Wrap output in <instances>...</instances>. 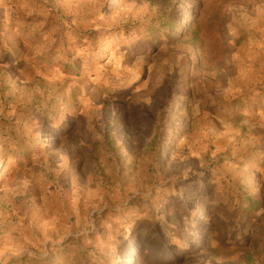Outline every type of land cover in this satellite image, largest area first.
Instances as JSON below:
<instances>
[{
	"label": "rangeland",
	"instance_id": "rangeland-1",
	"mask_svg": "<svg viewBox=\"0 0 264 264\" xmlns=\"http://www.w3.org/2000/svg\"><path fill=\"white\" fill-rule=\"evenodd\" d=\"M0 264H264V0H0Z\"/></svg>",
	"mask_w": 264,
	"mask_h": 264
},
{
	"label": "trees",
	"instance_id": "trees-1",
	"mask_svg": "<svg viewBox=\"0 0 264 264\" xmlns=\"http://www.w3.org/2000/svg\"><path fill=\"white\" fill-rule=\"evenodd\" d=\"M246 202H247V207L245 208L244 213H251V214L258 211V208L260 207V204H261V202L259 200H253L251 198L247 199ZM129 254L134 256L135 253H134L133 249L129 250ZM12 262H16V261H12Z\"/></svg>",
	"mask_w": 264,
	"mask_h": 264
}]
</instances>
